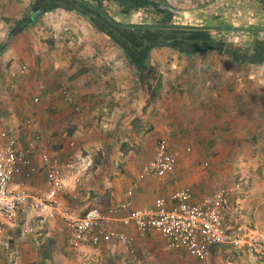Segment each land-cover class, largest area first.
Returning <instances> with one entry per match:
<instances>
[{
	"label": "crops",
	"instance_id": "obj_1",
	"mask_svg": "<svg viewBox=\"0 0 264 264\" xmlns=\"http://www.w3.org/2000/svg\"><path fill=\"white\" fill-rule=\"evenodd\" d=\"M263 3L256 8L261 19ZM113 4L112 0H0V96H5L0 101V136L13 131L24 141L23 122L31 117L45 133L38 162L43 150L61 160L79 157L83 167L68 179L60 195L78 214L91 206L108 212L128 198L130 189L135 209L154 207L159 199L165 201V209L172 208V194L179 188L189 187L194 202L222 186L232 190L224 225L243 245H214L202 261L186 249H170L161 232L141 234L118 218L110 225L130 234L135 249L130 252L119 242L104 243L102 250L90 248L97 264H264L248 246L264 245V179L260 178L264 170L241 164L244 181L239 189L231 179L243 160L234 161L237 153L232 150L251 139L259 141L263 129L261 106L248 102L247 84L241 88L246 73H229L224 67L214 72V65L228 64L229 57L218 62L212 56L157 55L162 46H148L149 55L142 59L126 55L101 28L104 16L119 21ZM127 11L126 17L135 12ZM112 27L108 26L110 31ZM25 63L26 73L15 78L12 72ZM167 64L170 67H164ZM148 67L153 71L147 73ZM36 96L38 104L33 102ZM7 98L13 101L11 112L2 109ZM252 129L258 130L250 133ZM162 137L177 153L175 170L163 180L141 177ZM258 155L253 153L250 159L258 160ZM39 183L44 191L36 187ZM32 184L37 192L47 191L42 170L27 186ZM41 220L46 235L33 245L36 257L48 241L52 255L61 239L67 242L56 220ZM23 222L21 218L19 226L6 233H21Z\"/></svg>",
	"mask_w": 264,
	"mask_h": 264
},
{
	"label": "built area",
	"instance_id": "obj_2",
	"mask_svg": "<svg viewBox=\"0 0 264 264\" xmlns=\"http://www.w3.org/2000/svg\"><path fill=\"white\" fill-rule=\"evenodd\" d=\"M27 69L25 63L12 75L18 78ZM4 97L0 96V101ZM33 102H39L38 96L33 98ZM23 127L26 129L24 141L13 131L0 136V237L8 228L19 226L22 212L33 202L44 218L62 222L61 229L66 232L68 246L83 264H97L98 257L89 249H99L104 243L119 242L130 252L134 251V238L110 225L113 219L118 218L126 226L134 225L141 234L151 230L161 232L168 239L170 249H186L202 261L207 260L214 245L240 243L241 240L224 225V214L231 201L232 190L229 187L222 186L199 202L193 201L189 187L176 189L172 194L174 205L169 209L164 208L163 199L151 208H132L133 189H130L128 198L122 204L110 207L108 212L94 206L82 214L76 213L60 195L68 179L83 167L81 159L61 160L43 150L39 153L38 162L36 156L45 133L42 128L35 127L31 117L24 120ZM177 160V153L170 150L168 140L159 138L154 156L143 165L141 177L163 180L175 170ZM40 170L45 175L48 189L44 194L32 193L27 183L33 181ZM124 210L128 212L120 214ZM253 246L264 257V245Z\"/></svg>",
	"mask_w": 264,
	"mask_h": 264
},
{
	"label": "rangeland",
	"instance_id": "obj_3",
	"mask_svg": "<svg viewBox=\"0 0 264 264\" xmlns=\"http://www.w3.org/2000/svg\"><path fill=\"white\" fill-rule=\"evenodd\" d=\"M167 1L169 5H171L175 9H178L179 12L174 13L171 18H167L166 22L186 27H199V29L207 30L213 41H223L227 44L228 48H225V50L227 51L224 50V52H222V49L224 48L223 47L221 48V50L213 49L209 51H203L198 53L197 55L212 56L214 58L219 59L216 60L218 62H224V59L221 60V58L227 59V57H229L230 60H228V64H215L214 66L216 68L214 69V72H221V68L224 67L228 70L227 72L229 73H235L236 71L241 74L246 73V80L243 79V81H241V88L242 84H247L248 102L253 105L254 103H256V105L261 106L260 110L258 111H260L259 117L261 116V114L263 117L261 120V125L263 129L259 130V141L251 139L248 143L236 145L237 149L234 148L232 150V153H237L236 155L234 154V161H239V159H243L240 162V165H237L235 168L238 172L234 173L233 177H231L233 182L235 181V188L239 189L237 185H242L241 182L244 181V179H242L243 175L239 174L241 172L239 171L240 168L238 166L242 167V164L246 169H250L257 166L258 170L261 169L260 173L264 170V17L263 19H261L260 14L258 13V10L260 9L259 4H261L260 7L262 8V2H264V0ZM256 8L259 9L256 10ZM163 15L165 16L163 12L157 15H149L146 10H141L131 13L129 17H126L123 14H119L118 18L119 21H122L124 23L155 24L158 22L165 21L163 20ZM224 25L233 27H244L245 29H212V27ZM249 27H259L261 30H247V28ZM161 51L162 52H160V54L157 51V55H161L163 57L166 56L169 59L185 58V56L180 54L171 46H162ZM234 59L237 62L241 61V63L239 65L234 64ZM255 60L256 62H253ZM4 66L6 70L8 66ZM164 67H170V64H167ZM185 67L187 68L186 65ZM217 68H220V70ZM249 73L253 74L252 78H249ZM236 87H239L238 83L236 84ZM12 102L13 101L10 98H7L6 102L2 104L3 111L11 112L10 109L11 105H13ZM255 130L258 129H252V132L250 133H253ZM253 153L260 154L258 155V160L250 159V155L252 156ZM238 157L240 158L238 159ZM260 178L264 179V176H261ZM33 186V184L28 185V189L30 192L36 194H44L43 192H37V190ZM36 187L44 191V186L42 183H39L38 185H36ZM40 212L41 211L35 206L33 202L30 203L22 212V218L24 222L21 225V233L14 232L16 230H11V232H7L0 237V264H36V258L38 259L39 263H41L42 255H38V257H36L34 254L35 249L33 246L34 244L38 243L37 239L39 237H45L46 235L44 232V228L42 227L43 222L41 220L45 218ZM53 220H56L60 224V227H62L63 224L60 220ZM40 233H42L41 236ZM237 237L239 238L238 235ZM244 243L245 242H242L241 240L240 244L238 243L233 245L240 246ZM253 245L254 244L248 245L252 250L253 254L260 260L264 259V257L257 252L255 246ZM100 249L102 250V247H100ZM31 254H33L35 257L33 255L31 256ZM53 256L56 258L57 264H83L78 255L73 250H71L67 245V242L62 239L61 241H59V249L54 251ZM104 264L112 263L104 262Z\"/></svg>",
	"mask_w": 264,
	"mask_h": 264
},
{
	"label": "trees",
	"instance_id": "obj_4",
	"mask_svg": "<svg viewBox=\"0 0 264 264\" xmlns=\"http://www.w3.org/2000/svg\"><path fill=\"white\" fill-rule=\"evenodd\" d=\"M112 1L115 3L113 5L116 6L117 10L119 11V14H124L126 10H128L127 12H131L132 10L139 11L144 10L145 8L151 9L153 13H161L156 7L152 5L150 6L148 2L149 0ZM152 1L168 3L167 0ZM104 17L102 18L103 23L101 22V28L103 29V31H106L111 34L112 38L118 41V43L124 48V50L126 51L125 54L132 58L142 59V57H144L145 55H149V53H147L146 51V48H148V46H171L183 56L188 57L196 56L198 53L203 51H209L213 49L221 50V48L223 47L224 48L222 49V52H224L225 48H228L227 44L223 41H213V39H211L209 35V32L204 29H199V27L180 26L166 21L158 22L155 24L124 23L122 21H117L116 19H113L109 15H107L105 18ZM97 21H100L99 17H97ZM109 25L113 26L111 31L108 28ZM212 29L241 30L245 28L224 25L212 27ZM248 29L261 30L259 27H249L247 28V30ZM233 61L237 62L235 59ZM253 62H256V60ZM237 63H241V61H238ZM152 71V67L147 68V73ZM51 243L52 242L48 241V243L44 244L41 264H57L56 258L52 255Z\"/></svg>",
	"mask_w": 264,
	"mask_h": 264
},
{
	"label": "water",
	"instance_id": "obj_5",
	"mask_svg": "<svg viewBox=\"0 0 264 264\" xmlns=\"http://www.w3.org/2000/svg\"><path fill=\"white\" fill-rule=\"evenodd\" d=\"M148 2L150 5L156 7L161 13L163 12L168 18H171L174 13L179 12L178 9H175L168 3H160V2L152 1V0H149Z\"/></svg>",
	"mask_w": 264,
	"mask_h": 264
},
{
	"label": "flooded vegetation",
	"instance_id": "obj_6",
	"mask_svg": "<svg viewBox=\"0 0 264 264\" xmlns=\"http://www.w3.org/2000/svg\"><path fill=\"white\" fill-rule=\"evenodd\" d=\"M151 6V5H150ZM144 10H146L147 11V13L149 14V15H157L158 14V12H152V10L151 9H149V8H145ZM127 11V10H126ZM126 11H125V13H126ZM157 13V14H156ZM168 17H166V16H164L163 15V20H165L166 21V19H167Z\"/></svg>",
	"mask_w": 264,
	"mask_h": 264
}]
</instances>
